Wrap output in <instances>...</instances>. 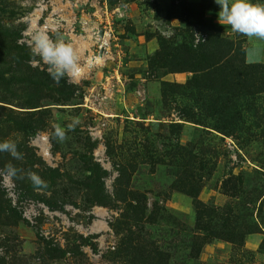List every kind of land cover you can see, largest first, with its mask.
I'll list each match as a JSON object with an SVG mask.
<instances>
[{
	"label": "rangeland",
	"instance_id": "rangeland-1",
	"mask_svg": "<svg viewBox=\"0 0 264 264\" xmlns=\"http://www.w3.org/2000/svg\"><path fill=\"white\" fill-rule=\"evenodd\" d=\"M218 11L215 0H0V142L23 157L0 153V264H127L128 242L171 264H264V40ZM53 28L82 66L95 61L79 83L57 85L31 52L30 32ZM23 50L37 90L15 73ZM72 117L58 142L52 125ZM8 163L24 178H8Z\"/></svg>",
	"mask_w": 264,
	"mask_h": 264
},
{
	"label": "clouds",
	"instance_id": "clouds-1",
	"mask_svg": "<svg viewBox=\"0 0 264 264\" xmlns=\"http://www.w3.org/2000/svg\"><path fill=\"white\" fill-rule=\"evenodd\" d=\"M215 3L219 5L218 21L222 25L230 26L233 33L264 40V3H253L252 0H215ZM51 32L53 35L39 29L30 32L32 54L39 56L48 66V73L57 85L65 77L73 83H79L86 71L96 66L95 61L90 59L86 66H82L74 46L66 42L55 28L51 29ZM78 124V117H72L66 128L53 124L52 137L63 143L68 138L67 132L75 130ZM0 153H8L17 160L23 159L16 142L12 140L5 139L0 142ZM21 171L12 163H8L4 174L10 179H23L24 177L19 175ZM26 175L36 190L48 187L47 182L37 173L28 171Z\"/></svg>",
	"mask_w": 264,
	"mask_h": 264
},
{
	"label": "trees",
	"instance_id": "trees-1",
	"mask_svg": "<svg viewBox=\"0 0 264 264\" xmlns=\"http://www.w3.org/2000/svg\"><path fill=\"white\" fill-rule=\"evenodd\" d=\"M14 36V35H13ZM11 47L10 49L18 48L14 43L13 37L9 39ZM23 55H17L15 60L18 62V69H15V73L20 77L21 81L29 83V90H37V85L42 81V73L38 69L33 68L29 64H21V59L30 60V55L25 50L22 51ZM34 92V91H33ZM25 128V126H24ZM28 157V156H26ZM130 208L136 218L139 219L142 214V209L137 204H129ZM121 253L127 259L125 262L127 264H171L167 261V256L161 252L151 248H145L143 246L132 245L129 242L127 245H121Z\"/></svg>",
	"mask_w": 264,
	"mask_h": 264
}]
</instances>
